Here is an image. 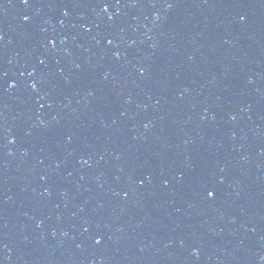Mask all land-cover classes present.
<instances>
[{
  "label": "water",
  "instance_id": "95a60500",
  "mask_svg": "<svg viewBox=\"0 0 264 264\" xmlns=\"http://www.w3.org/2000/svg\"><path fill=\"white\" fill-rule=\"evenodd\" d=\"M108 2L0 0V264H264V0Z\"/></svg>",
  "mask_w": 264,
  "mask_h": 264
},
{
  "label": "snow or ice",
  "instance_id": "6c2138e0",
  "mask_svg": "<svg viewBox=\"0 0 264 264\" xmlns=\"http://www.w3.org/2000/svg\"><path fill=\"white\" fill-rule=\"evenodd\" d=\"M21 3L24 4L25 6H27V5L29 4V0H21ZM116 3L119 4V3H120V0H116ZM101 5H102V11H104V12H107V11H108V8L111 6L110 3L108 2V0H101ZM171 6H172V5L169 4V7H171ZM64 15L67 16V15H68V12L65 11V12H64ZM29 19H30V18L27 17V16L24 17V20H25V21H27V20H29ZM109 19H111V17H109ZM240 19L243 20L244 17L242 16ZM0 39H2V37H0ZM62 42H63V41H62ZM108 43H109V44H112V40H108ZM53 47H55L54 42H53ZM115 55L117 56V58H119V53H116ZM39 63H40L41 65H44V64H45V61H44V60H40ZM79 67H80V66L77 65V68H79ZM30 75H37L35 69H33V72L30 73ZM38 78H39L40 83H43V82H44V77H43V76H39ZM10 87H16V85H15V84H12V85H10ZM30 87H31V89H32L34 92H37L38 95H39L40 89H39V86H38V84H37L36 82H33V83L30 85ZM47 95H48V93L45 92V93H44V96H47ZM40 98H43V97H40ZM233 119H235V117H233ZM145 127H148V125H145ZM85 163H87V161H85ZM125 195H127V193H125ZM207 195H208L209 198H212V197H214L215 193H214L213 191H208V192H207ZM96 243L99 244V243H100V240H97Z\"/></svg>",
  "mask_w": 264,
  "mask_h": 264
}]
</instances>
